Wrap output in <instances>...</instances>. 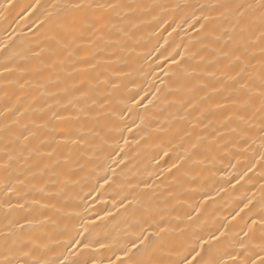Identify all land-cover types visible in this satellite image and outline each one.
<instances>
[{"label":"bare ground","instance_id":"1","mask_svg":"<svg viewBox=\"0 0 264 264\" xmlns=\"http://www.w3.org/2000/svg\"><path fill=\"white\" fill-rule=\"evenodd\" d=\"M69 2L88 0H13L0 18V162L14 157L0 168V256L10 250L15 264L264 256L260 96L242 108L248 96L232 92L238 68L216 39L231 24L211 7L260 0H94L126 6L120 18L106 13L123 31L96 36L78 22L101 13L54 7ZM259 47L249 49L252 73ZM68 130L85 143H58Z\"/></svg>","mask_w":264,"mask_h":264},{"label":"snow or ice","instance_id":"2","mask_svg":"<svg viewBox=\"0 0 264 264\" xmlns=\"http://www.w3.org/2000/svg\"><path fill=\"white\" fill-rule=\"evenodd\" d=\"M13 6V0H6V3L0 5V18H2L7 10ZM54 7L68 10L72 13H79L83 9L92 10V12L94 13H101V15L94 17L82 16L78 22L81 29H89L92 36H96L98 33L102 34L106 29L115 30L116 33L123 31L122 24L117 25L115 23H111L110 18L106 15V13L112 12L116 14L117 18H120V14L117 10L122 7H126L125 5H122L120 3H96L94 2V0H88V3L69 2ZM211 7L223 9L224 11L220 13V16L224 17V19L229 21L231 24V27L228 28L221 26L219 35L216 36V39H223L224 46L226 48L230 46L229 51L221 50L219 54L229 60V66L234 69L238 68V70L235 71V74L229 77L230 81L236 85V87L232 89V92L236 95L246 94L248 96V99L244 102L243 105H241L242 108L250 107L253 95L258 94L260 96V105L256 110L261 113V119L264 120V0H260L259 4L256 5L244 3L231 4L229 2H225L212 5ZM201 19L210 22L213 17L202 16ZM201 27L203 28L204 25H202ZM257 27L259 28V31L256 30ZM253 36H255V39L252 38ZM100 38L102 39L103 36H100ZM57 43H60V41H57ZM256 44L260 45L259 55L261 59L258 61V73H252L250 71V68L257 67V65L251 64V61L255 59L256 52L254 50L250 51L249 49ZM62 46L66 47V45ZM89 67L94 69L96 65L91 64L89 65ZM257 77L259 78V87L254 90L253 84ZM84 83L85 81H81L80 87H83ZM105 83H107V81H105ZM81 97L86 98V93H81ZM93 104H95V101H93ZM85 110L86 109H81V111ZM55 118L61 119L60 117ZM239 119L243 120L244 118L241 116L239 117ZM261 130L264 131V124L261 125ZM58 134L64 136L65 130L61 129ZM74 135L76 138L72 139L73 132L72 130H68L67 139L59 141L58 143L68 144L73 147L85 143L80 130H77ZM195 147L196 145H193V149H195ZM53 154L54 153L52 152L47 153L49 158H51ZM13 162L14 157L8 156L6 160L0 162V168L8 170L12 167ZM48 167V165H45V168L41 169V171L46 170ZM9 191L11 192L12 189L10 188ZM28 223L31 224L32 222L28 221ZM255 223L256 221H253V224ZM260 224L264 226V220H261ZM211 239L216 240L217 237L213 236L211 237ZM77 243L80 242L78 241ZM204 243L207 242H201L202 245ZM84 247L87 248L88 245H84ZM133 247L136 246L133 245ZM244 247V245H241V248ZM260 247L261 251H264V245H261ZM193 251H195V249H193ZM24 255H28V253H25ZM199 255L200 253H197V256ZM196 259L197 257H193L191 260H188L187 257H184V264H196ZM0 264H15L10 250L8 255L0 256ZM25 264H37V262L31 261L25 262ZM39 264H45V262L40 261ZM141 264H148V262H141ZM152 264H163V262L157 261L152 262ZM171 264H180V261L176 260L171 262ZM231 264H248V260L239 257H232ZM251 264H264V256L257 255V259L252 260Z\"/></svg>","mask_w":264,"mask_h":264}]
</instances>
